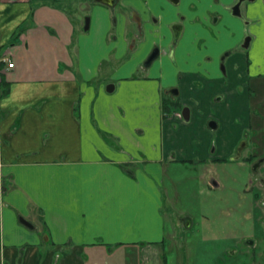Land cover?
<instances>
[{"label": "crops", "instance_id": "1", "mask_svg": "<svg viewBox=\"0 0 264 264\" xmlns=\"http://www.w3.org/2000/svg\"><path fill=\"white\" fill-rule=\"evenodd\" d=\"M234 2L0 0V264H160L166 173L234 138L203 110L219 54L247 30L229 66L264 64V0Z\"/></svg>", "mask_w": 264, "mask_h": 264}, {"label": "flooded vegetation", "instance_id": "2", "mask_svg": "<svg viewBox=\"0 0 264 264\" xmlns=\"http://www.w3.org/2000/svg\"><path fill=\"white\" fill-rule=\"evenodd\" d=\"M245 2L246 0H235L230 6L232 15L241 17L242 6ZM236 6L239 11L237 14L234 13ZM245 23L247 24L246 20ZM251 44L252 35L246 30L232 50H224L219 54L215 69L218 78L223 82L221 83L222 87L211 97L208 106L203 108L205 111L210 107H216L220 111L230 112L233 110L236 112L235 117L232 120L229 119L228 122L226 121L227 117L223 119L215 112L208 110L210 113L207 119L210 130L221 131L227 135L233 134V140L222 141L223 143L220 145L214 137L208 147L207 159L188 160L190 165H201L208 173L207 175H210L207 180L209 190L221 189L222 182L217 178H220L219 169L223 173L225 166L237 170L239 175L242 174L247 179L245 190H251L252 196L249 208L246 210L249 209L252 232L241 238L240 250L224 247L227 252L232 250L231 253L235 254L231 264H264V64H255L247 58L243 61L236 59L232 67L229 66L231 56L234 58L238 54L248 56ZM159 54V46H154L144 59L143 65L149 66ZM206 71L211 73L212 69L207 68ZM232 72H234V76ZM211 77V75H206L205 79L209 81ZM230 82L236 83L232 86L234 91L231 96L235 98H230L228 93L231 88ZM177 93L176 87L170 90L172 97ZM173 107V110L164 114L174 119L189 120L190 105L175 100ZM185 108L188 109L187 119L183 112ZM232 126L233 129H231ZM177 218L185 228H190L193 224L192 217L188 214L177 216ZM225 253L223 251V257Z\"/></svg>", "mask_w": 264, "mask_h": 264}, {"label": "rangeland", "instance_id": "3", "mask_svg": "<svg viewBox=\"0 0 264 264\" xmlns=\"http://www.w3.org/2000/svg\"><path fill=\"white\" fill-rule=\"evenodd\" d=\"M208 110L216 115L221 112L216 107ZM224 169L223 173L219 169L217 178L222 182L221 189L209 190L210 175L201 165L177 163L170 167L164 179L167 190H163V210L167 220L160 264L232 263L235 254L224 247L240 250L241 238L252 232L249 209L246 210L252 194L245 190V176L227 166ZM184 214L192 217L190 228L177 218Z\"/></svg>", "mask_w": 264, "mask_h": 264}, {"label": "water", "instance_id": "4", "mask_svg": "<svg viewBox=\"0 0 264 264\" xmlns=\"http://www.w3.org/2000/svg\"><path fill=\"white\" fill-rule=\"evenodd\" d=\"M100 1H102L103 3H107V4H110V5H113L114 3H115V1L116 0H100ZM239 11H238V9H237V6H236V8H234V13H238ZM88 26H89V18H86L85 19V26H84V29H88ZM113 88H114V84H112V83H109V84H107V86H106V90L107 91H112L113 90ZM183 112H184V117L187 119L188 118V109H184L183 110ZM20 220L24 223V224H26V225H30V223L27 221V220H25L24 218H20ZM187 226H189V224H187Z\"/></svg>", "mask_w": 264, "mask_h": 264}, {"label": "built area", "instance_id": "5", "mask_svg": "<svg viewBox=\"0 0 264 264\" xmlns=\"http://www.w3.org/2000/svg\"><path fill=\"white\" fill-rule=\"evenodd\" d=\"M13 65L14 63L12 61H8V64H7L8 67H13Z\"/></svg>", "mask_w": 264, "mask_h": 264}]
</instances>
